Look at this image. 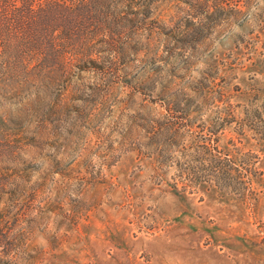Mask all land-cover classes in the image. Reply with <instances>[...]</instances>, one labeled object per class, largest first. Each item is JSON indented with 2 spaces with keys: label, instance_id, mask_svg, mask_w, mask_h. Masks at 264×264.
<instances>
[{
  "label": "rangeland",
  "instance_id": "374dc122",
  "mask_svg": "<svg viewBox=\"0 0 264 264\" xmlns=\"http://www.w3.org/2000/svg\"><path fill=\"white\" fill-rule=\"evenodd\" d=\"M99 2L0 80V264H264V0Z\"/></svg>",
  "mask_w": 264,
  "mask_h": 264
},
{
  "label": "trees",
  "instance_id": "16d2710c",
  "mask_svg": "<svg viewBox=\"0 0 264 264\" xmlns=\"http://www.w3.org/2000/svg\"><path fill=\"white\" fill-rule=\"evenodd\" d=\"M100 6L99 0H0V80L28 72L33 61L63 63L67 45H83L86 31H99Z\"/></svg>",
  "mask_w": 264,
  "mask_h": 264
}]
</instances>
